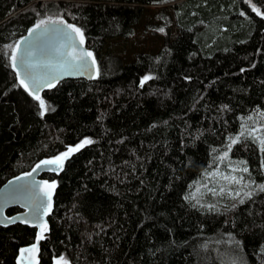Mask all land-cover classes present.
Here are the masks:
<instances>
[{"label":"trees","instance_id":"16d2710c","mask_svg":"<svg viewBox=\"0 0 264 264\" xmlns=\"http://www.w3.org/2000/svg\"><path fill=\"white\" fill-rule=\"evenodd\" d=\"M152 6L158 24L147 26L162 34L161 49L129 63L106 53ZM48 18L82 30L99 73L45 89V111L21 85L8 46ZM257 117L264 0H0V186L93 141L64 172L43 176L57 193L40 264H264V193L222 208L192 200L225 160L264 184V152L240 136ZM35 238L27 226L0 228V264H17Z\"/></svg>","mask_w":264,"mask_h":264},{"label":"water","instance_id":"95a60500","mask_svg":"<svg viewBox=\"0 0 264 264\" xmlns=\"http://www.w3.org/2000/svg\"><path fill=\"white\" fill-rule=\"evenodd\" d=\"M65 25H58L57 27L63 29L64 31L70 32L71 30L68 29ZM53 26L49 25V28ZM29 34V33H28ZM28 34L25 37H28ZM72 36L75 37L77 41V48L83 49L84 51H88L84 43L80 45L79 37L76 36L75 33H72ZM25 37L22 39L24 40ZM29 40L33 41V51L35 55L32 57L34 63L38 66L33 69V73L37 76L43 75L47 69L43 67L45 64H57L59 61L63 59L61 53L68 51L65 47V41L61 35L48 33L46 36L41 37L40 40H34V37H28ZM26 44L20 45V51L16 54L19 56L23 49L26 47ZM89 65H91V58H89ZM96 69L97 66L91 65L90 70L86 71L83 75L75 74V75H68L63 76L58 82H62L65 80H78V79H85L87 81H92L96 77ZM18 75L19 80L25 78L23 74L22 68L15 69ZM25 83L32 87V82L30 80L25 79ZM48 87L45 86L41 88L38 92L40 95L45 89ZM72 148V147H70ZM68 151V150H67ZM66 152V151H65ZM63 152V153H65ZM71 153L67 159L63 161L62 168H57L56 165H43L42 162L45 160L54 159L48 158L40 161L36 164L30 171L21 173L9 180H7L2 186H0V228H7L16 225L27 226L31 229L36 230V238L33 244H37L38 237L40 236V228L33 226L32 221L39 219V222L45 224L46 227L49 222V218L52 215L55 209V199L57 193V184L54 181H50L44 178V175L48 174H60L65 171L69 161L75 156L77 153ZM62 153V154H63ZM61 155V154H60ZM57 157V156H56ZM37 165H41L39 168ZM55 169V170H53ZM31 174V175H29ZM20 177H24L23 180L19 179ZM53 184L55 183V189L51 190V209L46 211V206L48 204L47 197L44 196V192L47 191L44 185ZM26 190H21V189ZM35 196L39 198L36 199ZM12 209H18L19 211L13 215H9L8 211ZM22 220L29 221L28 223H21ZM45 227V228H46ZM43 237H46V230L43 232ZM38 240V252L36 253H28L25 252L23 254V259H21V252L17 257V264H35V261H38L40 264L39 256H40V247L41 243L44 240ZM33 244L29 246H25L24 248H30Z\"/></svg>","mask_w":264,"mask_h":264},{"label":"snow or ice","instance_id":"6c2138e0","mask_svg":"<svg viewBox=\"0 0 264 264\" xmlns=\"http://www.w3.org/2000/svg\"><path fill=\"white\" fill-rule=\"evenodd\" d=\"M253 11H256L259 15L260 12L258 9L253 6ZM49 25L53 26L49 28ZM58 25H65V21L63 19H52L48 18L46 20L42 19L39 23L35 25L34 28L31 29V31L28 34V37H34V40H40L41 37L46 36L48 33H54L61 35L64 39L65 47L68 49V51L61 53L63 56V59L59 61L57 64H45L43 65L44 68L47 69V71L40 76H37L33 73V69H35L38 65L33 62L32 57L35 55L33 51V41L29 40L28 37H25L24 40L19 41L15 45H9L8 47L13 50V54L10 56L11 61V67L15 70L17 68H22L24 77L20 80L21 85L24 86L25 90L29 92V95H32L34 99L39 101V107L40 109L47 110L45 101L39 96L38 92L41 88L47 86V87H54L56 82H58L63 76L68 75H75L80 74L83 75L86 71L90 70L91 65H95L96 61L93 57L92 52L90 51H84L83 49L77 48V41L75 37L72 36V33H75L76 36L79 37V44L82 45L84 43V34L82 30L78 27H75L73 25H66L68 29H70V32L64 31L63 29L57 27ZM159 31H163V29H159ZM26 44L27 46L23 49L22 53L17 56V52L20 51V45ZM89 58H91V65H89ZM99 73V69H96V74ZM18 75L20 73L18 72ZM25 79L30 80L32 82V87L30 88L27 83H25ZM152 79L151 76H145L141 81V86H143V83L147 80ZM249 135H252L255 140H257L260 144V150L264 152V137H259L254 135L253 130H249ZM244 132L242 131L240 133V136H243ZM240 136H237L235 138H230L229 143V150L231 148L232 144H236L240 140ZM93 141L90 139H85L80 143L79 145L69 148L68 151L65 153L58 155L54 159L45 160L42 162L43 165H56L57 168H62L63 161L68 158V156L76 151H79L81 148H83L87 144H91ZM227 158V152L224 153L223 156H221L219 159L224 160ZM41 165H37L39 168ZM55 170V169H53ZM241 172H248L247 167H243L241 169L232 168V172L235 173L237 171ZM31 175V174H29ZM215 175V174H214ZM19 179L23 180L24 177H20ZM223 179L226 181H230L233 184L241 185L242 187H247L249 190L244 192V195L248 199H252L253 195L256 192H262L264 193V184L255 185V182L252 181L247 185L243 184L244 176H236V175H224ZM45 189L47 191L44 192V196L48 199V204L46 206V211L51 209V190L55 189L56 185L53 184H47L44 185ZM26 190V189H21ZM223 191V189H221ZM240 192L237 191L233 198H237L240 196ZM36 199H38V196H35ZM241 203H243V200H241ZM27 220H22L21 223H28ZM33 226L40 228V236L39 239H43V232L45 230L46 225L39 222V219L32 221ZM38 240L37 244H33L30 248H24L21 249V259H23V254L25 252L28 253H36L38 252ZM19 264V261H18ZM35 264H39L38 261H35ZM56 264H68V261L64 259V257H60Z\"/></svg>","mask_w":264,"mask_h":264},{"label":"rangeland","instance_id":"374dc122","mask_svg":"<svg viewBox=\"0 0 264 264\" xmlns=\"http://www.w3.org/2000/svg\"><path fill=\"white\" fill-rule=\"evenodd\" d=\"M156 11L157 9L153 6L146 8L140 23L135 27V34L129 40H108L105 52L121 57L125 63L133 61L138 53L158 52L164 44L163 36L161 33H157L147 26L151 24H158L154 20ZM173 34H177L176 28H173ZM249 130H253L255 136L264 137V119L257 117L256 119L251 120L249 126L244 130V134L252 136L248 134ZM223 164H226L227 166L223 167ZM234 167L237 169L242 168L238 163L228 162V160H225L221 166L205 173L202 179L195 185L192 193V200L198 202L200 205L222 208L227 205H235L241 202V200L247 198L244 195V192L249 190L247 187H242L241 185H236L223 179L224 175L231 174L238 177L243 175V184L247 185L250 183L243 174L244 172L238 170L233 173L231 170ZM221 189H223V191H221ZM237 191L241 194L239 197L234 199L233 196ZM57 260L58 259L55 260L54 264H56ZM68 264L70 263L68 262Z\"/></svg>","mask_w":264,"mask_h":264}]
</instances>
